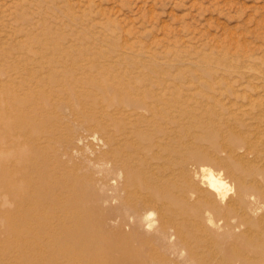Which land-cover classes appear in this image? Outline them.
I'll return each instance as SVG.
<instances>
[{
  "label": "bare ground",
  "instance_id": "6f19581e",
  "mask_svg": "<svg viewBox=\"0 0 264 264\" xmlns=\"http://www.w3.org/2000/svg\"><path fill=\"white\" fill-rule=\"evenodd\" d=\"M120 79L95 87L105 103L115 98V118L78 113L103 142L115 129L112 151L90 165L41 150L44 121L28 112L0 136V147L17 148L0 152V264H264V100L242 83L185 92L176 78ZM73 118L74 130L83 121ZM105 170L115 173V210Z\"/></svg>",
  "mask_w": 264,
  "mask_h": 264
},
{
  "label": "rangeland",
  "instance_id": "374dc122",
  "mask_svg": "<svg viewBox=\"0 0 264 264\" xmlns=\"http://www.w3.org/2000/svg\"><path fill=\"white\" fill-rule=\"evenodd\" d=\"M82 68L88 84L79 80ZM108 70L114 78L96 76ZM122 75L176 78L185 81V92L199 82L242 83L250 86L247 94L264 100V0H0L1 137L28 112L44 121L41 150L58 156L67 150L70 164L90 165L112 151L115 129L103 142L78 113L115 118V98L105 103L95 87L115 88ZM94 102L108 114L98 115ZM73 117L83 121L74 130ZM109 171L98 174L115 210V173ZM9 202L5 208H13Z\"/></svg>",
  "mask_w": 264,
  "mask_h": 264
}]
</instances>
